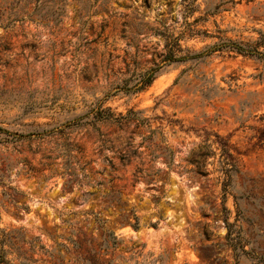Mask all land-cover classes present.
<instances>
[{
    "label": "rangeland",
    "instance_id": "rangeland-1",
    "mask_svg": "<svg viewBox=\"0 0 264 264\" xmlns=\"http://www.w3.org/2000/svg\"><path fill=\"white\" fill-rule=\"evenodd\" d=\"M190 1L0 0V248L9 264H84L89 240L97 250L112 237L120 242L101 264H264V144L248 129L262 127L264 61L222 51L172 64L144 91L107 98L103 107L127 121L88 113L160 62L161 34L199 52L215 37L253 42L264 32V0H193V14ZM198 18L191 29L214 38L189 37ZM205 144L215 155L199 178L190 171ZM222 144L239 168L226 195ZM156 146L171 151L170 169ZM225 219L240 230L233 247Z\"/></svg>",
    "mask_w": 264,
    "mask_h": 264
},
{
    "label": "trees",
    "instance_id": "trees-1",
    "mask_svg": "<svg viewBox=\"0 0 264 264\" xmlns=\"http://www.w3.org/2000/svg\"><path fill=\"white\" fill-rule=\"evenodd\" d=\"M188 9L190 14H193L198 10V6H195V1H190L188 4ZM219 9V6H216L214 10H207V15H214L215 12ZM216 10V11H215ZM205 18H198L192 24H189V37L198 36L200 34H204V37L214 38L207 33H201L198 30L191 29V27L195 26L199 21H204ZM188 25V24H187ZM161 36L165 39L164 45V54L159 63H156L150 69L140 73L137 78L124 80L121 85L117 86L113 94H106L104 98L100 100H96L93 106L90 108L88 113H92V118L95 121H112L115 123H121L122 121H127L126 117H116L110 108L103 107V104L107 100V98L113 96L118 92H123L126 95H134L144 91L147 87H149L156 77L162 72L163 68L172 64H180L186 63L189 61H198L207 57L215 52L229 51L236 53L238 55L256 58L264 61V32L258 33V38L253 42H241V41H230L227 39L218 38V41L206 46L202 51L193 52L187 48H182L179 41L181 40V36L174 37L172 34H167ZM259 124L262 127H248V129L253 131V135L250 137V140L254 139L259 145L264 144V115H261L258 118ZM0 132H5L4 129L0 128ZM157 131L148 129V137L147 141L152 142L154 139V135ZM159 133V132H158ZM163 142V139H162ZM158 148V152H160V157L163 158L164 163L167 165V168H171L172 166V153L168 148ZM202 149H206L207 151L202 152L199 151L197 154L198 161L194 163V168L190 171V173L198 176L199 178L206 177L209 174L207 170V159L209 157H214V153L210 150L208 145H203ZM221 154L219 160L220 172L224 176L226 181V185L223 187V195H226L227 190L226 187L231 183L232 179L239 174L238 162L236 157L230 152L228 146L226 144H222L220 147ZM153 159H156V156H152ZM160 172V170H157ZM116 202H118L116 200ZM240 211H238V214ZM135 223L130 225L134 230L138 229V220L133 215ZM225 228L227 230L226 239L230 242V247H233L234 243L239 240L240 230L234 229L235 225L227 222L225 219ZM39 240V239H37ZM93 240H89L88 243L90 247L86 249V257L83 259L84 264H101L99 262V257L103 255H107L109 250H115L118 246L119 240L116 237H112V240L103 238L102 242L98 244V249H94L91 247V243ZM233 244V245H232ZM143 248V246H142ZM39 250L43 253H48V251L44 248L43 245L39 246ZM6 251L0 248V264H9V261L6 260ZM107 264H113L112 262H108Z\"/></svg>",
    "mask_w": 264,
    "mask_h": 264
}]
</instances>
